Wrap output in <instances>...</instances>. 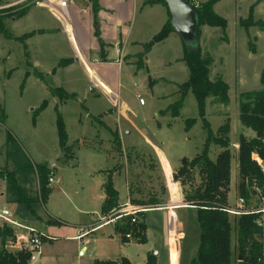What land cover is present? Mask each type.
<instances>
[{
	"label": "rangeland",
	"instance_id": "rangeland-1",
	"mask_svg": "<svg viewBox=\"0 0 264 264\" xmlns=\"http://www.w3.org/2000/svg\"><path fill=\"white\" fill-rule=\"evenodd\" d=\"M27 1L0 0V172L28 164L46 166L52 171L49 176L52 192L39 210L42 220L24 223L36 226L46 237H51L44 243V254L36 264H95L97 260H110L105 259L106 256L111 260L130 256L134 264L141 262L150 246L134 240L126 245L118 235L111 239L98 234L84 245L80 240L70 239L80 228H87L101 218L100 196L105 194L103 185L111 171H115L113 185L122 203L128 200L130 193L135 200L154 199L167 204L171 197L174 200L180 197L178 204L184 207L175 210L174 227L168 212L156 210L158 207L146 206L154 210L144 220L153 237L151 249L160 255L158 264H190L200 244L196 210L184 203V192L190 191L192 185L172 184L170 176L174 177L185 160L191 162L202 153L209 130L216 135L230 119L233 158L229 204L231 209L238 210V140L241 135L255 137V132L240 122V102L242 94L264 90V0H220L214 10L227 21V26L199 27V44L193 48L212 56L210 80L215 82L222 78L229 86V105L213 104L209 99L204 120L200 118L195 95L188 92L183 100L180 95L181 86L190 78V69L184 60L186 45L181 37L173 31L150 50L145 48L169 21L165 4L140 0L139 10L127 17L124 30L121 29L117 38L107 39L113 45V56L117 48H123L126 54H136L121 65L112 63L103 67V76H107L112 89L121 96L114 108L109 98L92 91L96 86L83 67L73 63L60 67L63 60L76 54L64 24L71 35L70 16L84 41L90 30L96 32L91 3L72 0L74 4L69 11L60 0ZM121 1H128L124 9H129L132 0ZM143 2L153 8L147 7L140 13ZM31 4L35 6L22 13ZM15 6L19 9L4 11L17 8ZM55 6H60L66 20L50 12ZM99 34L101 37V32ZM139 40L144 44L135 43ZM94 56L97 58L96 52ZM58 88L74 96L62 99L52 92ZM181 100L182 107L175 117L172 108ZM121 102L126 104V115L141 131V136L125 121L120 122L118 127L122 130H118L117 115L111 113L110 108L121 109ZM44 104L45 108H41ZM165 111L167 113H162ZM61 125L67 135V152L60 146ZM125 131L132 132L130 138ZM222 150L212 145L210 158L216 160ZM262 166L264 168V163ZM194 176L193 184L198 185L201 182L198 171ZM30 185L32 193L36 194L39 190L37 175ZM258 201L255 197L247 208L257 205ZM3 208L19 219L17 206L8 201L7 182L0 177V211ZM50 219L60 224H47ZM2 225L0 219V228ZM111 228L109 226L106 232L112 231ZM180 232L184 233L182 241ZM11 244L3 245L0 239V251H15V245ZM82 246L87 248L83 254Z\"/></svg>",
	"mask_w": 264,
	"mask_h": 264
},
{
	"label": "trees",
	"instance_id": "trees-1",
	"mask_svg": "<svg viewBox=\"0 0 264 264\" xmlns=\"http://www.w3.org/2000/svg\"><path fill=\"white\" fill-rule=\"evenodd\" d=\"M41 1L43 0H39V2ZM88 1L91 3L94 14L95 36L98 37L100 47L103 49L105 44L100 38L98 18L101 10L100 0ZM219 1L210 0L195 8L199 16L200 26L208 25L222 28L227 26V21L214 10ZM31 2L33 0H28L26 3ZM155 2L163 3L168 8L165 2L160 0H155ZM33 6L35 4L24 8L22 13L27 12ZM14 9L18 10L19 8L12 7L4 11L11 12ZM22 13L17 12L18 15ZM169 17L171 18L170 12ZM170 18L163 30L152 41L145 44L147 51L156 43L165 40L173 32ZM184 60L190 69V78L188 82L181 86L180 95L182 100L188 92H192L198 103L200 118H203V120L209 99H212L213 104L228 106L229 86L222 78L215 82L210 80L211 67L214 63L212 56L204 55L199 49L195 50L193 47L185 46ZM72 63L73 60L71 59L63 60L60 67H66ZM52 92L62 99H71L74 96L61 88L53 89ZM182 100L172 108L175 117H178V110L183 104ZM41 108H45V104ZM240 122L243 126L255 132L254 138L241 135L238 140V194L246 202L241 214L232 215L228 212L231 209L229 193L232 183L231 165L233 158L229 139L231 132L230 119L218 129L216 135H213L209 130L202 153L191 162L184 164L174 174L173 179L175 182L183 185L190 183L192 185L190 191L184 192V203L196 210L200 226V244L190 264H234L235 261L237 264H264V262L259 261L264 251L263 230L257 224L262 215L256 213L257 210L264 209V169L259 163V160L264 163V90L241 95ZM59 132L61 149L63 152H67V135L62 125ZM116 142L118 143V140ZM212 145L223 149L214 161L209 156ZM196 171L201 176V182L198 185L193 184ZM114 172L111 171L103 186L105 200L101 208V215L105 217L111 216L121 207L119 193L113 185ZM36 175L39 179V190L36 194H33L30 183L32 184L33 177ZM50 175H52V171L46 166L33 167L31 164L13 171L0 172V177L7 182L8 201L17 206L16 213L21 222L42 220L39 210L52 192L49 185ZM175 182L171 181L172 184H175ZM255 197L259 199L257 205L247 208L249 202ZM131 202L134 205L158 208L165 207L167 204V202L154 199L149 202L132 199ZM232 216L234 217V223L231 220ZM132 219L133 217L129 216L118 221L114 226L115 234L120 236L123 244H129L133 240L138 244H146L148 239L144 213L139 215L136 223H133ZM47 224L59 225L60 222L50 219ZM128 234H132V240L127 239ZM0 239L3 245L15 242L14 229L8 226L0 228ZM43 240L46 242V238ZM29 257L30 254L26 251L2 250L0 251V264H26ZM95 264L132 263L128 258L121 257L118 260H97ZM145 264H158V257L154 253H149Z\"/></svg>",
	"mask_w": 264,
	"mask_h": 264
},
{
	"label": "crops",
	"instance_id": "crops-1",
	"mask_svg": "<svg viewBox=\"0 0 264 264\" xmlns=\"http://www.w3.org/2000/svg\"><path fill=\"white\" fill-rule=\"evenodd\" d=\"M21 1H23V0H21ZM60 1H63L64 4H66L68 6L69 11L72 8V7H70L72 5V3L74 4V1H72V0L71 1L60 0ZM145 2H146V0H145ZM145 2H143L141 4L142 8L140 9V13L145 12L146 11L145 9H148L147 7H149V6L146 7ZM113 3H115L116 5L114 6ZM139 3H140V0H132V1H130L129 9H127L125 11L124 8L127 7L128 1H125V2L123 1L122 2L121 0H100L101 10H100L98 16H99V20H100V22H99L100 23V32H101V37L100 38L103 41V43L105 44L103 49H101V47L99 45L100 43L98 41V38L95 36V32L94 31L90 30L89 31V37H86L87 39L84 41L83 36L80 35L77 32V28L73 24V20H72L71 16H70V19L68 20L69 23L71 24V29H72L71 30V35H70L69 31H68L67 24L64 22V24L66 26L65 30L68 33V35L70 36V38L72 39V43L74 44L75 50H76V54L70 59L73 60V64L74 65L78 64V65H80L81 67H83L86 70L88 76L91 78V80L93 81V83L97 87V88L95 87V92H100L101 94H103L104 96L109 98L110 101H111V104L113 105L114 108L116 107V105H118L119 99H120L121 96H120L119 93H116L112 89L111 84L107 81L108 80L107 76H105V75L103 76V72H104V68L103 67L110 66L112 63H117V64L121 65V64L127 62L129 57L134 58L136 54H132V55L126 54L124 52L123 48L122 49L121 48H117L116 51H115L116 54H115V56H113L112 55V46L113 45H112L111 42H108L109 40H107V39L117 38L118 37L119 32L121 31V29H123V27L126 25V22L129 19L127 17L128 16L130 17V15H132V13L135 14V12H137L139 10ZM200 3L203 4L202 2H200ZM122 6H124V7H122ZM149 8H153V6H151ZM50 10H51L50 12L54 11L52 13L56 14V16L58 18H60V17L57 14H59L62 17V18H60V19H62V21L67 19L66 17L64 18L62 16L60 6H55L54 9L50 8ZM168 18H169V11H168ZM128 33H129V36L132 34L131 31L128 32ZM153 36H154V34H153ZM135 43L138 44V45L139 44L140 45L144 44V42L142 40L135 41ZM120 44H121V42H120ZM95 52L97 54V58L94 56ZM132 58H129V60L132 59ZM111 94L115 95L116 97L114 98L113 95H111ZM140 103H141V101H140ZM143 103H144V101H143ZM143 103H141V104H143ZM121 104H122V107L119 110H114L113 107L110 108L111 113H115L117 115V119H118L117 127L120 126V124H121L120 122L125 121V124L128 127L133 128V130L135 131V134H138L139 136H141L142 135L140 133L141 131L133 124V122L126 115V109H127L126 104L123 103V102H121ZM158 126L162 127L161 124H159ZM107 127L114 134L113 129L111 127H109V126H107ZM118 130L121 131L122 129H119V127H118ZM118 130H116V131H118ZM125 135H126L127 138L128 137L130 138L131 135H132V132L125 131ZM250 138H252V137H250ZM146 141L150 144V141L147 138H146ZM259 163L262 166L263 162L259 160ZM53 166L54 165H51V167H53ZM171 168L172 167L169 164V169H171ZM178 183L179 182H175V184H178ZM129 199L131 201L133 199V198H131V194L128 197V200ZM179 199H180V197H177L175 200H174V198L171 197L170 200H169V203L166 204L168 206L156 209V210H162V211H167L168 212L169 219L172 222V227H174V225H175V224H173V222L176 221V219H177L175 210H177L178 208L184 207V206H181V205L178 204ZM100 200L104 202L105 194H102L100 196ZM252 200H254V199H252ZM103 202H102V204H103ZM119 203H120L121 207H122V205L125 204V203L120 202V200H119ZM172 203H176V205H172ZM186 207H188V206H186ZM252 207H254V206H252ZM151 210H154V209H151ZM151 210L147 211L144 214V218L145 219H146L147 214ZM100 217H102V215ZM17 220H19V219H17ZM145 223L147 225L146 235H147L148 242L146 244H142V245L147 246V247L150 246V248L147 250L148 252H146V254H144V256H143V258H142V260H141V262L139 264H145L146 260H147V255L149 253H151V252L153 253V249H151V247L154 246V244L152 242L153 241V237H152V234L150 233L151 230H150V226H149L147 220H145ZM100 224H101L100 219H99L98 222H96V221L92 222L89 225H87V228L86 227H83L84 229L80 228V230H78V232H77V235L76 236H70V239H73L74 241L80 240V241H82L84 243V245H86V244L90 243V239H91L92 236H95V238H97L98 236L107 235L111 239L114 238V236H117V234H115V231H114V225L104 226V227L100 228L97 231H92V229H94L95 227L99 226ZM109 226L112 227L111 228L112 231L106 232V230H107V228ZM33 227L37 228L36 226H33ZM39 231L42 232L41 230H39ZM172 231H173V228L170 229V233H169V237H168L169 245H170V238H171ZM85 233H88V235L84 236ZM180 233L182 235V239H181V241H182L183 238H184V233L183 232H180ZM131 243H133V242H131ZM131 243H129V244H131ZM86 249L87 248L85 246H82L80 248V250H82V254L86 251ZM15 251H17V248H16ZM43 254H44V252H43ZM127 257L131 261V263L134 264L133 259H131L130 256H127ZM157 257H160V255L157 256ZM105 259H110L111 260V258H107V256H106ZM116 260H118V259H116ZM158 262H159V259H158Z\"/></svg>",
	"mask_w": 264,
	"mask_h": 264
},
{
	"label": "built area",
	"instance_id": "built-area-1",
	"mask_svg": "<svg viewBox=\"0 0 264 264\" xmlns=\"http://www.w3.org/2000/svg\"><path fill=\"white\" fill-rule=\"evenodd\" d=\"M190 3L194 8H198L201 5L199 0H190ZM140 101L141 103H143L141 99ZM170 180L172 182L174 181L172 175L170 176ZM50 182L53 183L54 180L50 179ZM245 205H246L245 200L243 198H240L238 210L230 209L228 210V212L232 215H239L241 214V211L244 209ZM149 210L151 209L147 208L146 206L132 204L131 200L129 199L124 205H122V207H120L118 211L113 213L111 216H107V217L102 216L100 218L101 224L95 227L94 229H92V231H97L100 228L108 225L115 226V224L118 221L129 216H132L133 217L132 222L136 223L138 219L137 217L138 214L140 215L146 213ZM256 213H261L262 215V217L257 221V224L259 227L262 228L263 237H264V209H259L256 211ZM0 219L3 221V226H8L14 229L16 241L12 242V244L15 245L17 251H26L30 254L29 260L26 264H36L43 255V247L45 243L43 239L46 238L47 240L51 238L46 237L37 228L19 222L15 214L7 208H4L0 211ZM86 235H88V233L84 234V236ZM127 239L132 240L133 239L132 234H128ZM259 261L264 262V251Z\"/></svg>",
	"mask_w": 264,
	"mask_h": 264
},
{
	"label": "water",
	"instance_id": "water-1",
	"mask_svg": "<svg viewBox=\"0 0 264 264\" xmlns=\"http://www.w3.org/2000/svg\"><path fill=\"white\" fill-rule=\"evenodd\" d=\"M168 6L171 15V27L186 46L198 47L199 44V16L190 0H160ZM92 91H95L92 88ZM186 160L184 161V164ZM51 167V166H50ZM157 256V253L155 254Z\"/></svg>",
	"mask_w": 264,
	"mask_h": 264
}]
</instances>
